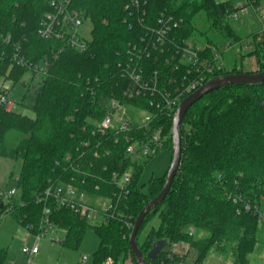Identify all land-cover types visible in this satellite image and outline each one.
<instances>
[{
  "label": "trees",
  "instance_id": "1",
  "mask_svg": "<svg viewBox=\"0 0 264 264\" xmlns=\"http://www.w3.org/2000/svg\"><path fill=\"white\" fill-rule=\"evenodd\" d=\"M261 1L244 0L254 7H259ZM70 3L92 24L87 48L81 52L62 46L61 41L38 36L39 21L48 10L45 0H0V77L10 79L13 85L21 82L26 88L14 110L0 107V158L20 162L17 193L7 203L0 198V218L9 209L6 215L36 234L46 206L51 225L64 231L60 241L63 246L77 249L90 228L99 238L92 264H123L128 256L136 264L128 243L132 226L128 227L124 219L133 225L139 211L161 190L166 173L140 183L143 167L152 156L125 157L124 135H118L117 142L113 138L106 140L103 146L110 150V155L94 163L99 171L101 165H107L109 171L130 174L129 196L120 218L90 225L52 199L37 202V196L49 183L67 182L74 175L63 157L76 154L84 140L93 144L95 139L90 132L104 114L101 101L111 96L121 99V91L127 86V80L120 77L118 64L126 59L129 47L146 35L147 28L156 24L161 12L180 21L171 34L175 41L188 40L204 46L198 43L200 33L195 27V17L204 14L209 27L232 37L233 42H241L230 19L238 8L230 0H70ZM7 35L9 43L4 40ZM15 44H19L21 55L29 62L47 60L46 73L38 80L25 67L14 64L9 69V53ZM207 46L206 53L210 55L212 45ZM254 47L248 55H255L258 68L250 73L264 70V43H255ZM172 55V51H149L143 62L165 75L171 73V65L165 61ZM242 72L224 69L214 77ZM263 101L264 81L218 88L187 109L180 126L178 171L167 195L145 215L136 233V244L144 257L157 240H166L168 244L183 240L189 244L190 252L196 254L193 264H202L211 249L229 252L237 264H245L257 243L258 226L264 221L256 212L238 210L227 194H240L264 212ZM123 102L148 108L145 101ZM18 106L30 109L32 116L19 112ZM153 115L150 126L161 130L165 138L162 148L171 149L172 116L158 112ZM135 132L127 135L143 136L144 130ZM87 182L94 185L98 181L90 178ZM112 190L106 185L97 193L110 198ZM155 215L158 225L142 234L145 223ZM164 255L161 251L146 262L182 264L186 259L177 263L166 260ZM5 258L6 249L0 248V264Z\"/></svg>",
  "mask_w": 264,
  "mask_h": 264
},
{
  "label": "built area",
  "instance_id": "2",
  "mask_svg": "<svg viewBox=\"0 0 264 264\" xmlns=\"http://www.w3.org/2000/svg\"><path fill=\"white\" fill-rule=\"evenodd\" d=\"M48 10L43 13L38 27L37 34L44 40L61 41L62 46L76 51H83L87 48L89 40L82 35L81 27L87 19L80 12L72 8L70 0H45ZM134 5L138 6L135 1ZM237 11L230 15L231 20L239 19L240 10L247 7L237 3ZM261 28L259 33L252 36V43H264V15L259 18ZM142 21V19H140ZM180 21L174 19L166 12H161L154 26L147 28L146 35L140 37L136 44L129 47L128 55L123 62L118 64L120 77L127 80V86L121 91L120 98L111 96L101 101L104 111L102 118L94 123L90 136L95 139L93 144L90 140H84L81 149L73 156L67 154L63 161L68 169L74 173L69 181L58 180L51 182L37 196V202L52 199L56 205L75 213L79 218L88 221L91 225L106 223L109 219L120 218L123 215L122 209L126 207L129 196L130 174L128 172L109 171L107 165H101L100 171L95 169V161L103 156H109L110 150L104 147L106 140L113 138L117 142L118 135H124L127 146L124 149V156L131 159H141L154 155L163 146L164 137L161 130L152 128L150 123L153 114L162 113L173 116L180 102L189 94L193 93L205 82L214 77L215 73L224 70L222 52L217 47H211L210 55L206 53L208 46L195 45L188 40L175 41L171 36L172 31L179 27ZM4 40L9 43L10 35ZM228 44L227 49L233 44ZM226 48V47H225ZM161 53L172 51L173 55L166 59L165 63L171 65V73L163 75L160 69H150L144 65L143 59L149 56V51ZM3 55V54H2ZM1 55V56H2ZM10 66L17 65L27 68L33 73L34 79L46 73L47 60L43 59L38 63L29 62L21 55L19 44H15L9 53ZM56 56V55H55ZM156 61V59H154ZM8 72L6 73V75ZM4 81H11L2 76ZM165 78L163 85L162 81ZM12 82V81H11ZM12 86L0 85V107L5 111H12L16 108V102L9 97ZM123 101H135L147 103L148 108L132 105L146 113L145 123L139 126H132L128 121L117 120L115 111L123 105H131ZM108 102L107 106L104 103ZM264 106V101L262 102ZM144 130L143 136L137 134L127 135L133 131ZM136 133V132H135ZM105 174V175H103ZM75 175L80 177L77 178ZM14 184L17 182V175L11 176ZM97 180L94 185H88L89 179ZM111 186L112 196L108 198L100 192L102 186ZM17 193L16 186L6 189L0 188V198L3 203L10 201ZM227 198L244 211L256 212L258 218L264 221V212L258 211L250 201L238 195L227 194ZM9 209L5 211L7 213ZM50 213L48 207L42 210V225L35 235V241L31 246H23L21 252L28 258V264L39 251L38 242L50 230H55L48 220ZM3 216V215H2ZM1 216V217H2ZM129 227L132 224L124 219ZM192 233V230L189 234ZM59 241V240H58ZM164 258L169 261H181L187 257L190 248L186 241L179 240L168 244L163 248ZM87 258L83 257L82 261Z\"/></svg>",
  "mask_w": 264,
  "mask_h": 264
},
{
  "label": "rangeland",
  "instance_id": "3",
  "mask_svg": "<svg viewBox=\"0 0 264 264\" xmlns=\"http://www.w3.org/2000/svg\"><path fill=\"white\" fill-rule=\"evenodd\" d=\"M225 1V0H217ZM236 6L242 3L247 7L238 13L239 19L232 20L231 25L235 33L239 36L241 42L233 44L228 49V44L233 43V38L220 33L209 27L208 21L204 14L200 13L195 17V27L200 33L198 35L199 44L204 46H217L222 52V60L226 70L238 69L246 72H253L258 67L255 55H248L253 52L255 47L249 45L252 43V35L259 33L261 23L259 18L264 15V0L259 7H254L244 0H230ZM92 24L89 20L84 21L81 27L82 35L85 39H90ZM211 46V47H212ZM226 47V48H225ZM26 76L25 84L27 82ZM0 85L12 86L9 97L16 103L20 100L26 88L19 82L15 85L11 81H4L0 77ZM108 102L104 103L107 106ZM18 111L32 116L30 109L18 106ZM146 113L132 105H123L115 111L117 120L128 121L132 126L144 124ZM171 159V149L168 147L160 148L144 165L140 183H147L153 178L163 176L168 170ZM20 162L11 159L0 158V188L9 189L13 187L14 181L11 174L16 176L19 173ZM12 176V177H13ZM88 223V221H87ZM159 223L158 216L155 215L144 225L142 234L150 227H155ZM90 224V223H89ZM91 225V224H90ZM257 243L251 254L246 257L245 264H264V224L258 226ZM64 238V231L55 228L52 232L49 230L46 235L38 242L39 251L31 259L32 264H92L93 255L98 248L99 238L93 229H87L79 243L77 249H71L63 246L60 241ZM59 240V241H58ZM35 241V235L30 233L25 227H22L10 215H3L0 218V248L6 249V258L3 264H28V258L21 252L23 246H31ZM196 254L189 251L186 259L182 264H193ZM86 257L85 261L82 258ZM131 260V257L128 256ZM124 264V263H123ZM202 264H237L229 252L219 253L212 249L208 251Z\"/></svg>",
  "mask_w": 264,
  "mask_h": 264
},
{
  "label": "water",
  "instance_id": "4",
  "mask_svg": "<svg viewBox=\"0 0 264 264\" xmlns=\"http://www.w3.org/2000/svg\"><path fill=\"white\" fill-rule=\"evenodd\" d=\"M264 81V70L256 73H228L215 76L205 82L201 87L193 93L186 96L176 108L170 126L171 138V159L168 170L166 171L164 183L159 193L152 198L137 214L132 225L131 233L128 238L130 250L133 253L136 264H147L146 259L152 260L158 256L164 247L168 245L166 240H157L153 242L150 250L144 257L136 244V233L142 223L145 215L158 203H160L167 195L172 181L178 171L181 159V135L180 126L182 118L187 109L204 95L218 88L226 87L234 84H257ZM15 109V107H14Z\"/></svg>",
  "mask_w": 264,
  "mask_h": 264
},
{
  "label": "crops",
  "instance_id": "5",
  "mask_svg": "<svg viewBox=\"0 0 264 264\" xmlns=\"http://www.w3.org/2000/svg\"><path fill=\"white\" fill-rule=\"evenodd\" d=\"M124 264H134L130 259H127Z\"/></svg>",
  "mask_w": 264,
  "mask_h": 264
}]
</instances>
